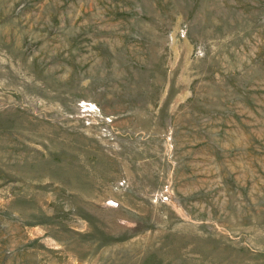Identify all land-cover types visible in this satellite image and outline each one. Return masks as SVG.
I'll use <instances>...</instances> for the list:
<instances>
[{"label": "rangeland", "instance_id": "rangeland-1", "mask_svg": "<svg viewBox=\"0 0 264 264\" xmlns=\"http://www.w3.org/2000/svg\"><path fill=\"white\" fill-rule=\"evenodd\" d=\"M0 264H264V0H0Z\"/></svg>", "mask_w": 264, "mask_h": 264}]
</instances>
